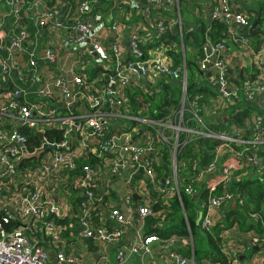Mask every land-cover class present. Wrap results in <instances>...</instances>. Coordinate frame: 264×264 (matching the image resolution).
I'll list each match as a JSON object with an SVG mask.
<instances>
[{"label": "built area", "instance_id": "2783aa9c", "mask_svg": "<svg viewBox=\"0 0 264 264\" xmlns=\"http://www.w3.org/2000/svg\"><path fill=\"white\" fill-rule=\"evenodd\" d=\"M5 1L4 5L14 12V23L6 29L0 8V211L5 214L4 224L16 222L18 226L8 230L0 222V264H111L107 253L111 247L114 248L117 263L127 264L126 254L149 256L154 243H160L169 264H196L193 261L194 250L193 260H190L175 249L179 243L190 245L189 237H144L145 222L154 214L150 207L153 203L137 208L132 206L135 193L142 197L146 195L144 182L135 191L127 188L124 192L122 205L126 213L122 212L119 204H109L114 222L111 228L94 222L95 212L103 200L97 186L104 170L110 179H116L129 168L135 171L141 168L148 183L154 187L157 185L161 199L169 202L180 193L178 178L182 174L176 157L192 136L214 140L217 145L210 164L200 167L199 160L194 161L192 168L198 173L192 180L186 181L187 195L193 194L194 185L201 178L212 175L218 169L223 157H228L221 165L219 178L208 187V213L219 212L236 199L234 193L228 192L236 180V166L229 162L237 158L245 161L253 176L264 184V117L258 118L262 119V124L247 137L245 131L256 125V116L246 118L243 126L239 127L244 132L232 136L229 130L211 129L202 116V112L206 116H214L222 107L233 110L242 102L250 107L264 102V45L258 50L252 46L247 36L251 27L249 17L245 12H235L232 0L214 1L213 12L205 21L215 20L228 25L229 37L219 42L206 37L198 70L216 89L217 99L202 107L198 101L187 105L197 124L196 129H191L184 121L188 65L184 61L176 67L170 55L182 52L184 60L185 50H191L186 48L180 0H132L131 4L123 7H119L120 1L112 0L110 15H113V22L110 29L114 39L111 49H108V42L106 44L109 33L104 15L98 10L95 16L85 21L93 4L92 0H81L69 15V35L64 46L74 51L85 49L86 53L78 57L69 72L59 76L44 75V59L38 44L32 41L28 28L19 25L18 14L26 0ZM32 7L28 10L36 8L34 15L40 19V26L47 25L61 13L59 6L43 7L38 1ZM132 11H136L135 17ZM131 20L134 23L128 43L130 59L127 60L123 56V48ZM172 34L178 36V41L170 39ZM143 47L149 49L144 52ZM233 47L238 53L250 55L256 68L253 80L250 75L245 76L242 86L237 83L243 79L236 82L231 73L235 68L241 69L230 63ZM18 55L22 58L21 63ZM58 55V48H50L46 52V60L55 64ZM93 55L97 57L96 63L104 68L99 73H96V68L88 71ZM22 63L26 66V73ZM163 79L173 81L182 91L181 105L185 106L178 121L175 120V113L160 121L150 120L141 112L132 113L130 92L136 90L149 95V91L157 90ZM56 90L61 92V103L67 108L82 99L90 112L86 115L72 111L62 114L56 105L59 104L54 97ZM19 99L23 100L22 103ZM52 100H55L53 105ZM169 121L173 125L179 124L174 127L168 125ZM22 125L40 138L41 144L33 151L29 150L27 139L17 132ZM53 128L64 132L66 139L63 142H49L45 134ZM167 130L173 134L170 135ZM181 133L187 134L182 144L179 143ZM156 140L158 143L154 144ZM96 142L99 146H94ZM90 146V152L100 163L86 164L80 170L77 161L84 157ZM166 152L169 153L170 164L174 165V173L163 184H157L156 167L159 158ZM30 158H36L33 165L21 168L22 162ZM56 195L59 203L53 201ZM73 202H78L76 222L70 225L61 223L66 219L74 220ZM240 205H243L241 199ZM250 218L254 223H260L261 229L248 245L233 244L228 254L224 251L228 264H239L242 255L255 247L264 246V221L259 214H251ZM200 223L203 232L213 229L210 214ZM129 228L135 235L127 249L122 242L125 230ZM68 232L72 235L71 244L66 238ZM89 240L99 247L93 250ZM259 264H264V257Z\"/></svg>", "mask_w": 264, "mask_h": 264}, {"label": "crops", "instance_id": "0c3cea01", "mask_svg": "<svg viewBox=\"0 0 264 264\" xmlns=\"http://www.w3.org/2000/svg\"><path fill=\"white\" fill-rule=\"evenodd\" d=\"M35 1H38L43 7H49V6L51 7L53 5L59 6L60 12H61L60 15L52 19L47 25L40 26L39 25L40 19L36 15H34L36 8L32 10H28L30 8H33L32 6L34 5ZM80 1L81 0H26L25 6L20 8L21 11L18 14L19 25L27 27L30 32L32 41L38 44L41 57L42 59H44L42 62L43 73L46 76L47 75L59 76L63 72H69L72 69L73 65L76 63V60L78 59V57L86 53L85 49L79 50L77 48L78 51H74L72 48L70 47L68 48L64 46V42L66 41L69 35V27H70L69 15L71 14L72 10L76 7V5ZM118 1H120L119 5H121L119 7H123L125 4H131L132 2V0H118ZM214 1L215 0H183V3H182L183 5L182 4L181 5L185 7L186 12L189 15L186 18V20H184L183 15H181L182 25L185 23H189V19H191L192 17H193L192 19H194V17L201 16L199 18L207 20L210 17V14L213 12ZM238 1L242 2L241 0H232L231 2L232 9L235 12H244L243 10H241V6ZM5 2L6 1L3 0V4L0 6V8L2 9V16H1L2 21L4 23L6 22L5 25L7 29L9 28L10 25L14 23V17H13L14 12L11 9V7H7V5H4ZM260 2H264V0H250L249 2H245V3L242 2V3H244L250 10H254L257 12L258 8L255 5L259 4ZM92 4H93L92 10L90 11L89 14L85 16V19H87L85 21H88L90 17L95 16L98 10H100L99 13L104 15L103 17L105 19L106 26L108 28V33H109L108 38L106 39V44L108 42V49H111V43L114 39V33L110 29V26L113 22V15H110V11L113 9V1L112 0H92ZM141 5L144 6L143 4ZM192 5L195 6L193 11H191ZM132 12H133V17H135L136 11H132ZM133 23L134 22L132 20L128 22V24H131V26L127 27V33L125 35L126 38H125V45L123 48V56L126 57L127 60L130 59V51L128 48V43L130 41L129 37H130V31H132V28H133V25H132ZM192 23L193 24L191 25L192 27H190V29L193 28L195 19H194V22ZM235 27H236L235 29H238V26H235ZM252 43L253 41L251 40V44ZM262 45H264V41L261 42V46ZM187 47L191 48V51L195 50L191 46V43ZM50 48H58L59 50L58 61L55 62V64L49 63L46 60V52H48ZM187 54L188 53L185 54L186 56L184 55L185 56L184 61H186L187 64H191L190 62L188 63L187 59L189 57L187 56ZM192 55H193L192 57H194V53H192ZM230 57H231L230 63L234 65L235 67L237 65L241 68V69L235 68L231 70V73L233 74L232 76H234L233 77L234 80H236V82H240L238 79L242 80L247 75H250V79L253 80L255 76L256 68L253 66V60L250 57V55H247L246 53H238L236 52V49L233 47L230 50ZM96 58L97 57L95 55L91 57L92 66L90 67L88 71L92 72L99 65L98 63H96L97 62ZM18 59L21 63L22 60L19 55H18ZM22 68L26 73V66L23 63H22ZM242 74H244L243 77H240ZM213 89L216 91L215 88ZM31 96H34V94H32ZM54 97L56 101L59 102V104H56V105L59 106L62 114H69L72 111L73 113L78 112L79 115H86L90 112L89 108L82 101V99H78L74 101L73 104H71V106L67 108L65 104L61 103L62 94L60 91L58 90L54 91ZM212 99H217V92H216V96L209 97L208 103H210ZM54 102L55 100H52L51 105H53ZM230 111L231 110L223 109L222 107L214 116L213 115L207 116L206 120L208 121V123H211V125H215L219 127L221 126L224 129L226 128V130L229 129V131L233 133V127L235 125L232 123L230 124V119L228 117V114ZM254 116H256L255 119H256V125H257L259 121L258 118L261 116L263 119L264 117V102H261L260 105L253 106L252 110L250 111V115L247 118L252 119ZM206 120L204 117L205 122ZM157 143H158L157 140L154 141V144H157ZM167 153L168 152H166L165 155ZM181 154L182 153H180V155ZM147 155L148 154H146L143 157L142 163ZM176 158H177L176 162L179 167V172H181V174L184 176L183 180H192L191 178L194 177L196 171H194L191 166L192 171H194L195 173L193 174L190 173L187 167L184 168L188 160L180 161L178 157ZM197 160H199V158ZM226 160H228V157H223L218 166V169L212 175L204 176L203 178L199 180V182L196 185H194L193 194L189 195L191 198V201L194 203V206L189 207V210H190L189 214L190 213L192 214L194 211L197 212L196 224L200 216H201V220H203L208 214H210V219L213 224V228L215 230L217 229L219 232L221 230L220 236L223 241L222 250L226 251L227 253L229 252V249L231 248L233 244L242 243V244L248 245L252 237L259 232L257 229L251 227V223L247 219V216H246L247 221L241 222L242 220L239 217L238 218L236 217L235 215L236 213H231L233 210L238 209L240 212L246 215V213H244V211L241 210V208L239 207L240 199L245 201V198L240 195L241 193L237 195L236 193H234L236 196V203H234L232 199L223 210L219 212L211 211L210 213H208L207 201H208V198L210 197L208 187L210 186L212 181H215L216 179L219 178L220 173H221V165ZM159 161H160L159 165L156 167V171L158 175L157 184H163L164 180L167 177L169 178L173 175L174 165L172 163L170 164L169 155L166 161L164 159V156L159 158ZM229 163L236 166V171H235L236 184L234 181L233 184H231L232 186L229 187L228 192L233 193L232 191L233 187H241V184L243 183L245 184L248 181L251 182V180H257L258 183H260V185L264 186L261 180L253 176L249 166L245 163V161L237 158L235 161H231ZM180 179L181 178H178V183H180ZM141 182H144L146 184L147 193L143 197L135 193L133 196L132 206L137 208L138 206H141L145 203L147 204L153 203L155 205L159 200H161L157 185L156 187H154L152 184L148 183L147 176L141 168H138V170L136 171L134 168H129L125 170L122 177L116 178V179L115 178L110 179V176L107 175L106 170L102 172L101 181L98 184L97 188H98V191H100V195H102L103 200L100 204V207L98 208L97 219H98V222H100V224L103 227L111 228L114 226V222L111 218L109 204L110 203L119 204L121 206L122 212L126 213V208L122 205V198H123L124 192L126 191L127 188L131 192L135 191ZM253 186L254 184L252 182L249 185V188L252 189ZM207 191H208L207 198L203 199L202 194L203 192L207 194ZM135 196H137L138 198H135ZM53 201L59 203L60 199L56 195L54 196ZM77 205L78 204L76 202L72 203V214L74 216L73 217L74 221H76L77 219V209H76ZM156 215L159 216V213H157ZM229 215L231 218L229 217ZM197 226H199L200 228V225L197 224ZM125 231H126L125 232L126 236L122 242V245L126 246L128 249V247L130 246V242L134 239L135 233L132 230V228L126 229ZM189 238H190V242H189L190 245L186 246L184 244L179 243L175 246V249L176 251L182 253L184 256L190 258V260H193L192 254L194 250L193 248V242H194L193 238L194 237L190 235ZM161 239H165V238H161ZM255 248L252 249L250 252L246 253L245 255H242L240 258L239 264H259V260H261V258L264 257V249L255 250ZM184 252H191V253L189 256H187ZM107 253H108V257L111 258V253H113V250H108ZM194 255H195V252H194ZM126 256H127V259H126L127 264H169L166 254L160 248V243H154L152 245V253L149 256H143L142 254L131 255L130 253L126 254ZM193 261L196 264H219L217 262H213L208 257H205V260L203 261L196 260V258Z\"/></svg>", "mask_w": 264, "mask_h": 264}, {"label": "trees", "instance_id": "16d2710c", "mask_svg": "<svg viewBox=\"0 0 264 264\" xmlns=\"http://www.w3.org/2000/svg\"><path fill=\"white\" fill-rule=\"evenodd\" d=\"M180 2L182 4L183 0H180ZM2 4L3 0H0V6ZM259 5L260 7L257 9V12L259 14L257 29L262 30L264 26V2H260ZM245 14L249 17L250 23L252 25L254 21V15L247 13ZM199 17L201 16L194 17L195 23L192 29L187 27L189 23L183 24L185 43L187 46L191 43V46L195 49L192 50L193 52L191 50H185V54L190 52L191 58L195 60L197 59L198 62L202 59L203 47L206 43V37H209L212 41L215 42L225 41L229 37L228 25L215 20L205 21L204 19H201ZM247 36L253 41L252 44L255 50L260 49L261 42L264 41V37L259 34H247ZM170 39L173 41H178V36L176 34H172ZM147 49L149 48L143 47L144 52ZM192 53H194V57H192ZM170 55L173 60H175L176 67L184 64L182 52L178 54L170 53ZM187 60L188 63L190 62L191 64H187L188 89L186 94V105L195 101H198L197 103L200 105V107H202L203 104L209 105L208 99L209 97L216 96V91L209 85L208 81L205 79V75H202L201 72H199L198 66L195 64V62H193L189 58ZM102 70H104V68L100 65L95 69L96 73H99ZM243 75L244 74H242L241 77H243ZM197 76H199L200 78L199 81H196ZM245 81L246 79L243 78L242 82L237 84L242 86ZM149 92H151V94L149 95L136 90L130 92L129 96L132 106V113L138 114L139 112H141L142 116L147 117L150 120L160 121L172 115V112H174L173 110L179 109L181 106L182 91L178 87V85L171 80L163 79L161 82H159L157 90H151ZM200 97H202V99H199ZM18 101L22 103L23 100L19 99ZM188 108L186 107V113L191 112V108L190 112H188ZM241 109L244 110L240 112ZM251 110L252 107L247 106L244 102H242L240 105L229 112L228 117L230 119V124L232 123L238 128L240 126H243L244 120L250 115ZM203 115L206 120L207 116L205 115V112H202V116ZM184 121L187 123V126L189 128H197V124L193 121V119L184 116ZM206 123L211 129H214L216 131L226 130V128L224 129L221 126L219 127L211 125V123H208L207 120ZM17 132L27 139V146L29 150H35L41 144L40 138L33 130H31L27 126H19ZM45 135L49 142L52 143L63 142V140L66 139L64 136V132L57 128L48 130ZM245 136L249 137L248 135ZM186 138L187 134L181 133L179 136V143H184ZM92 140L98 139L92 138ZM216 145L217 143L214 140L192 136L189 140V143L183 149L184 151L182 150V152H180L182 154L180 155L179 153L178 158L180 161L188 160L184 168L187 167L190 173L193 174L195 172L192 171L191 166H193L194 161L198 158L200 167H204L213 161ZM94 146H99V144L96 142ZM91 148L92 147L90 146L89 149L84 152V157L77 161L78 168H80V170L86 164L94 165L95 163H100V160L90 152ZM168 155L169 153H167L166 155L164 154L165 161L167 160ZM35 160L36 158L25 159L22 162L21 168H24L26 165H33ZM183 177L184 176L181 175L180 183H178V189L180 192L178 195L174 196L173 199H171L169 202H165L163 199H161L155 205L153 204L154 206H150L154 214L145 222L143 230L144 237L160 236L161 238H169L172 235L183 237H190V235H192L194 237L193 241L196 260L200 261V259L205 256L210 258L213 262H217L219 264H228V260L224 254V250H222L223 241L220 236L221 230L219 232L217 229L215 230L213 228L211 232H202V230L196 224L197 212L194 211L192 214H189V207L194 206V203L191 201L190 196L185 193V182L188 180H183ZM252 182L254 186L252 187V189H250L249 185ZM232 191L233 193H236V195L241 193L240 195L245 198V201H243V205H240L239 207L244 211V213H246V215L240 212L238 209L233 210L231 213H236V217H239L242 220L241 222H246L248 219L251 223V227L260 231L261 224L254 223L250 218V215L259 214L261 216V220L264 221V186L260 185L257 180H251V182L248 181L245 184H241V187H233ZM207 195L208 191L207 194L203 192V199H206ZM78 202L76 203L78 204ZM97 212H95L94 222L99 226L100 222H98L97 219ZM157 213H159V216L156 215ZM4 216V212L0 211V222L6 229L9 230L10 228H15L18 226L16 222L11 224H4ZM75 222L76 221H71L69 219L61 221V223H65L67 225ZM66 238L69 239L71 244V241H73L71 240V232H68L66 234ZM89 243L93 250L99 247V245H94L93 240H89ZM205 244H207L206 247ZM184 253L189 256L191 252Z\"/></svg>", "mask_w": 264, "mask_h": 264}, {"label": "water", "instance_id": "95a60500", "mask_svg": "<svg viewBox=\"0 0 264 264\" xmlns=\"http://www.w3.org/2000/svg\"><path fill=\"white\" fill-rule=\"evenodd\" d=\"M240 6H241V10H243L245 13L247 14H252L254 15V21L249 29V35H255V34H259L262 35L264 37V30H258L257 29V24H258V20H259V14L258 12L254 11V10H250L244 3L238 1ZM240 10V9H239ZM22 60V58H21ZM24 66V65H23ZM262 124V120L261 118L258 121V124L255 125L251 130L249 131H245L247 135H252L254 134V132L256 131V129L259 128V126ZM244 131L239 129L238 127L234 126L233 127V133L231 134L234 135V133H243ZM39 136H41V134H39ZM135 198H138L137 196H135ZM233 202L236 203V199H233ZM201 222V216L198 218L197 224L200 225ZM193 248H194V242H193ZM261 248H264V246L261 247H256L255 250H259ZM114 248H110V250H113Z\"/></svg>", "mask_w": 264, "mask_h": 264}, {"label": "rangeland", "instance_id": "374dc122", "mask_svg": "<svg viewBox=\"0 0 264 264\" xmlns=\"http://www.w3.org/2000/svg\"><path fill=\"white\" fill-rule=\"evenodd\" d=\"M183 5V4H182ZM181 5V15H183V17H184V20H186V18L188 17V13L186 12V9H185V7H183ZM257 8H259V4H257V5H255ZM194 8H195V6H191V11H193L194 10ZM193 18V17H192ZM189 19V26H188V28H190V27H192L191 25L193 24L192 22L194 21V19ZM263 29H264V26H263ZM181 46V45H180ZM186 47V46H185ZM186 48H189V47H186ZM193 49V48H192ZM179 50H181V47H179ZM188 57H189V59L190 60H192L193 62H195V64L198 66V60L196 59H192L191 58V53L190 52H188ZM254 69V68H253ZM194 70H195V68H194ZM199 76H197V78H196V81H199ZM185 106V104L182 106H180V108L179 109H175V110H173L174 112H172V114H176L175 116H176V118H175V120H176V122L178 121V118L180 117V112L182 111V108ZM186 107L188 108V106L186 105ZM186 107H184V116L185 117H188V118H190V119H193L194 120V114H192L191 112H190V108H188V112H190V113H186ZM168 123V125L170 124H172V121H169V122H167ZM179 124V123H178ZM178 124L177 125H173L172 124V126H174V127H177L178 126ZM167 133H169L170 135L171 134H173V132L171 131V130H167L166 131ZM171 141V140H170ZM177 159V158H176ZM254 189V188H253ZM207 246V244H205V247ZM201 261H203V260H205V258L203 257V258H201L200 259ZM109 261H111V264H118L117 263V259H116V254H115V252H113V253H111V258H109Z\"/></svg>", "mask_w": 264, "mask_h": 264}]
</instances>
